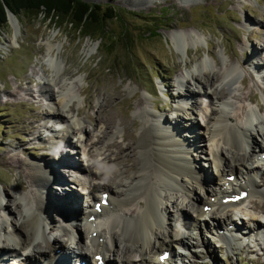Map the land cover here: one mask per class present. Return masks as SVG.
I'll return each instance as SVG.
<instances>
[{"label": "rangeland", "instance_id": "rangeland-1", "mask_svg": "<svg viewBox=\"0 0 264 264\" xmlns=\"http://www.w3.org/2000/svg\"><path fill=\"white\" fill-rule=\"evenodd\" d=\"M83 1L111 6L116 10L119 17L105 23L104 42L89 37L81 38L66 22L55 23L58 24L55 26L51 20L44 19L40 14L13 15L14 21L6 22L0 28V204L3 206H0V241L5 238L3 234L15 221L23 224L24 231L31 232L26 226L27 217L22 219V205L32 198L33 191L24 160L37 164L38 161L46 159L50 163L47 168L52 171L53 176L47 179L43 189L44 196L49 192L61 195L65 191L74 190L76 193L72 194L80 197V208L84 210L91 205V194L86 195V189H82L83 186L73 182L71 178L76 177L89 186L102 181L98 179L102 175L92 176L93 173L99 174L106 169L109 176L110 172L120 166L108 164L103 155H99L101 151L109 154V157H112V152L118 154L120 159L127 154L130 156L131 153L134 159L141 161L137 146L132 144L126 148L128 142L122 141L121 136L126 128L137 139L142 122L141 109L145 108L149 112L161 114L164 121L168 122L181 123L189 118L198 134L197 138L190 139L192 142L186 141L192 146L190 156L193 164L216 179L219 168L209 158L207 136L201 130L206 116L209 115L207 108L212 106L209 97L203 95L201 85L209 82L207 80L210 74L217 70L222 61L236 64L243 81L241 83L238 79L234 85L232 95L227 99V110L237 119L249 109H254L259 114L258 104L264 102V65L253 69L249 66L251 61L264 64V0ZM153 18L154 21H151ZM121 25L125 26L127 32L125 43L118 38ZM154 27H157L153 30L156 33L154 36L145 33ZM185 31L198 35L199 42L182 47L180 38ZM107 42L110 45L108 50ZM48 44L54 45L53 53L62 62L63 72L57 79L66 84L71 96L73 94L72 98L69 96L70 101L66 106L57 105L51 99V93L55 96V90H59L53 84L57 85L59 81H51L52 66L46 56ZM252 48L256 51L254 57L249 58L253 53ZM202 59L208 60L210 74L208 70L198 67ZM197 79L199 84L196 83ZM57 86L59 88L60 84ZM248 94L254 96L253 102L248 101ZM215 100L211 101L216 103ZM60 112L71 126L68 135L64 131L65 122L52 116H57ZM86 114H91L95 119L99 118V121L89 123L84 118ZM62 116L59 117L63 118ZM106 118L111 119L118 131L113 132V128L112 135L103 136L105 125L102 119ZM55 135H66L71 144H64L62 150L49 149V137ZM251 140L261 143L256 131H253ZM112 142L119 143V146H110ZM197 146H202L203 150H199ZM259 146L264 149L263 142ZM63 149L70 157L74 156L83 169L68 172L66 167L59 164L67 179L61 182L57 179L59 174L56 173V168L52 169L50 165L57 161ZM221 154L224 162L232 160L226 150H222ZM256 158L250 157L249 162ZM42 166H46L45 163ZM254 166L258 169V173L254 175L255 184L263 187L264 161L257 165L255 162ZM123 177L124 174L114 175L110 176V180L124 183ZM19 182L26 187H17ZM214 185L215 182L205 177L202 187L197 185L189 196L177 193L174 196L176 204L166 202L167 220L160 230H171L175 233L185 229V234L190 235L187 236L188 248L179 249L184 257H171L168 264H264V239L255 235L251 222L252 216L264 222V197L261 195L259 197L251 194L245 202L236 206H224V212L217 214L221 229L229 225L230 220L226 219L228 214L239 223L238 228L242 225L244 232H250V235L253 232V238H248L247 244L241 243L245 237L242 238L235 232V243L227 245L214 235L217 230L212 229L210 224L202 230L209 241L206 240L205 243L200 229L180 227L183 219L185 222L196 213L193 212V207L199 202L195 200V196L205 199L207 187ZM92 194L93 199L100 195L94 189ZM6 204L11 212L4 208ZM15 204L21 206L15 208ZM179 205L184 212L178 209ZM50 209H54L52 213L55 215L56 224H65L61 208L49 207L48 213ZM61 229L51 231L49 237H57L58 241L65 242L66 249L70 247L68 251L73 250V244L67 241ZM48 230L50 231L49 227L46 232ZM78 233L81 243H84V247L87 246L84 229L78 228ZM38 241L40 242L39 239ZM152 242L157 243L156 240ZM39 244L41 248H45L42 241ZM52 244L56 247L55 242ZM123 244L129 246L126 247L129 249L135 246L124 241ZM161 249L163 248L148 251L145 254L149 258L148 262L155 257L154 252ZM1 252L3 251L0 254ZM128 252L138 254L132 250ZM18 257L19 253L6 252L3 260L13 264ZM133 258L138 259V256ZM111 261L113 264H121L114 259Z\"/></svg>", "mask_w": 264, "mask_h": 264}, {"label": "bare ground", "instance_id": "bare-ground-1", "mask_svg": "<svg viewBox=\"0 0 264 264\" xmlns=\"http://www.w3.org/2000/svg\"><path fill=\"white\" fill-rule=\"evenodd\" d=\"M8 20L13 22L14 18L9 17ZM185 37H187V39H185ZM180 39L181 46L186 47L189 44L198 43L200 37L185 31ZM53 48V44H48L46 56L49 64L52 66L53 77L51 81L54 83V81L59 79L60 74L63 72V68L62 62L58 56L53 53ZM255 51L254 48L251 49V53H253L249 58L254 57L253 54ZM259 63L260 62L257 61H251L249 66H252V69L258 67V65L263 67L264 64ZM199 64L198 67L201 66L200 69L202 70H208L210 66L207 59H202ZM238 70L239 67L236 64L222 61L217 70H213L212 74H210V70L207 71L208 74H210L207 80L209 82L201 85L203 95L209 97V103L212 106L210 108L208 106L207 108V114L209 115L206 116L207 118L204 120L201 130L202 134L206 133L207 136L206 141L208 144L207 150L209 158L212 163L219 168L216 179H214L212 175L210 177L207 173L198 169L193 164L194 161L190 156L192 146L186 141L189 140V142H192L190 139L192 138L193 140L197 138L198 134L194 130V123L189 118L181 123L178 121L168 122L164 121L161 114H155L142 108V122L139 126L137 139L134 138L128 129L126 130L125 126V131L121 136L122 141L125 140L128 142L126 148H129L132 144L137 146V152L142 157L140 159L141 161L134 159L131 153L130 156L127 154V156L120 159V156L118 154H113L112 151V153L110 152L112 157H109V154L101 151L99 155H103V159L105 158L108 164H119L120 166L110 172L109 176L107 173L108 170L104 168L102 173H93L92 176L102 175L101 178H98L102 179V181L94 182L89 186L85 185L84 182L76 177L71 178L73 182H77L78 185L83 186L82 189H86V195L91 194V199L94 197L92 189H94L95 192H99V194L103 191L107 192L108 202L105 206L101 207L99 213H94V220L88 219V216L92 214L90 213V210H92V207H90L91 205L84 210L80 208V197L73 196L72 193H76L74 190L70 192L65 191L61 195H55L53 192H49V194L45 193L44 196L43 189L46 186L47 179L53 176L52 171L48 169L50 163L46 159L38 161L37 164L24 160L26 170L31 177L33 191L31 193L32 198L28 201L26 200L24 205H22L24 209L22 219L27 217V221H25L27 224L26 226L29 227L31 232L27 233L24 231L25 229L23 230L22 228L23 224L18 221H15V223L8 228V230H10H7V232L3 234L5 238L0 241V251H3L1 252L2 254H0V264H8L3 260V255L6 252L19 253V257L13 264H37L41 260H43L42 262L44 263L49 262L51 264L54 260L53 264H65L64 259L59 256V253H67L70 247L66 249L65 242L58 241L57 237L53 239L49 237L50 232L61 229L60 226L65 227L61 230H63V235L66 236L67 241L72 244L73 242L75 243L73 247L77 251H75L76 253L73 258L78 256L80 258L79 260H85L84 264L93 262L92 255L97 252L102 255L103 264H109L111 259L121 264H155V259L160 251L154 252L155 257L151 262H148L149 258L145 256V254L152 249L159 248L169 249V258L176 256L184 257L183 252H180L176 248H188L189 239H187V236L190 235L185 234L186 230H179L175 233L171 230H167V232L160 230L165 220H167L165 217L167 208L166 202L174 204V196L177 193H184L186 196H189L196 189L197 185L202 187L205 177H208V180H212L213 183L215 182L216 185L210 188L207 187L204 194L206 195L205 199H200V197L195 196V200L199 202H196L193 207V212L196 213L193 217H189L188 220L186 219V223L183 221L185 219H183L181 221V226L186 229L189 227L200 229L203 242L205 243L206 240L209 242L202 230L208 227L209 224L212 229L218 230V228H220L217 214L222 211L224 212V206L230 205L222 204L220 196L223 194V191L220 185L223 183L222 180L226 181V177L229 174L234 173L235 179L233 183L238 181V187L246 188L248 191L246 197L236 205L245 202L247 197L251 194L264 197V186H257L254 179V175L258 173L257 166H254V163L256 162L257 165L264 161V159L256 158L257 155L260 156L263 152V148L260 149L262 146L259 145L262 142L264 143V114H258L254 109H249L242 117H240V115L238 116V118H240L236 119L235 116L227 110V99L232 95L234 85L238 82V79L241 83L243 81L239 76ZM58 81L60 84L59 88L57 86L59 84L56 85L55 83L53 85L59 90H55V96L51 93V99H53L57 105L66 106L70 101L69 96L71 95L68 93L69 91L67 90L66 84L61 80ZM198 81L197 79V84H199ZM72 97L73 94L71 98ZM214 99L217 100L216 103L211 101ZM247 99L253 102L255 98L252 94H248ZM260 109L264 110V102L258 104V111ZM58 115L62 116L61 112L57 114V116H54V114L52 116L56 118V120L65 122L64 131L66 135H68L71 126L66 118L64 119L63 116V118H61ZM95 116H97V114ZM84 118L89 123L95 122L96 120L99 121V118L95 119L91 114H86ZM102 120L103 125H105L103 136L108 134L112 135L113 132L118 131L111 119L106 118ZM76 122L77 120L75 123ZM27 128L30 129V127ZM113 128L114 130L112 132ZM253 131H256L260 136L261 143H254V141L251 140ZM193 133L194 135H192ZM66 135L50 136L51 146L49 149L57 148L62 150L64 144H71ZM181 135L185 136L181 137ZM118 144L117 142H112L110 146L118 147ZM197 148L201 151L203 150L202 146H197ZM222 150H226L230 153V158H232L231 161H223L224 158L221 154ZM250 157L256 159L249 162ZM57 161L51 163L50 166L52 169L56 168L55 171L59 174L57 179L61 182L67 181V179H65V174L63 170H61V167L58 166L59 164L63 165L64 168L66 167V171L68 172L71 170L77 171V169H83L74 156L72 158L67 153H64V149ZM42 163H45L46 166H42ZM86 168L88 169V167ZM226 170L227 173H224ZM123 174L124 183L110 180V176H123ZM118 186H121V188ZM17 187L23 189L26 186L22 182H19L17 183ZM233 188H236V186H233ZM70 196L74 198L72 199ZM201 201L203 202L201 203ZM203 204L208 206L207 211L203 210ZM0 206L3 207L2 203ZM19 206L21 205L15 204L14 207L18 208ZM49 207L61 208V216L66 225L63 223L59 225L56 224L55 215L52 213L54 209H50L48 213L47 209ZM178 207L181 212H184L182 206L179 205ZM4 208L8 209V212H11V208L8 204H6ZM205 216H207V218H204ZM226 217V219L230 220L229 225H227L230 228H220V233H217V236L227 245L235 243L233 242L235 232H238L242 238H253L252 236L254 233L261 238V228L264 227V224L256 219V217H251V222L253 223L252 230H255L251 235L250 232L247 233L242 230V225L238 228L239 223L233 218L231 219L228 214H226ZM56 225L58 226L56 227ZM48 227L50 231L48 230L46 232ZM52 227H54V229H52ZM78 228H82L84 232H86L85 240L88 241L87 246L89 245V247H84V243H81ZM246 229L250 230L248 228ZM92 232H94V234H91ZM153 240H156L157 243L154 244V242H152ZM41 241L44 243L45 248L40 247L39 243H41ZM123 241L133 243L135 246L131 249L126 248L129 246L123 244ZM54 242L56 247L52 244ZM82 248L86 249V252L91 254L90 260L86 256V252L82 251ZM131 250L138 252V254L133 255L132 252L129 253L128 251ZM132 255L138 256V259L133 258Z\"/></svg>", "mask_w": 264, "mask_h": 264}, {"label": "trees", "instance_id": "trees-1", "mask_svg": "<svg viewBox=\"0 0 264 264\" xmlns=\"http://www.w3.org/2000/svg\"><path fill=\"white\" fill-rule=\"evenodd\" d=\"M5 8L15 16L21 13L29 16L40 14L44 19L51 20L53 24L66 22L72 26L79 37H89L92 40L99 39L100 42L104 38L105 23L119 17L116 10L111 6H102L83 0H0V28L6 24ZM150 20L154 21V18ZM97 29L99 31H95ZM155 29L157 27L147 30L145 33L154 36L156 33L153 30ZM126 37V28L121 25L118 38L119 40L123 39L121 41L125 43ZM109 42L106 44L107 50L110 48Z\"/></svg>", "mask_w": 264, "mask_h": 264}, {"label": "water", "instance_id": "water-1", "mask_svg": "<svg viewBox=\"0 0 264 264\" xmlns=\"http://www.w3.org/2000/svg\"><path fill=\"white\" fill-rule=\"evenodd\" d=\"M5 12H6V22L10 23V21L8 20L9 17H13V13H11L7 8H5ZM15 18V17H13Z\"/></svg>", "mask_w": 264, "mask_h": 264}]
</instances>
